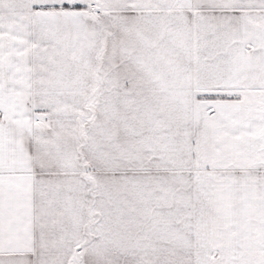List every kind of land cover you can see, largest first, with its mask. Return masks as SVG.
Instances as JSON below:
<instances>
[{
    "label": "snow or ice",
    "instance_id": "6c2138e0",
    "mask_svg": "<svg viewBox=\"0 0 264 264\" xmlns=\"http://www.w3.org/2000/svg\"><path fill=\"white\" fill-rule=\"evenodd\" d=\"M0 264H264V0H0Z\"/></svg>",
    "mask_w": 264,
    "mask_h": 264
}]
</instances>
